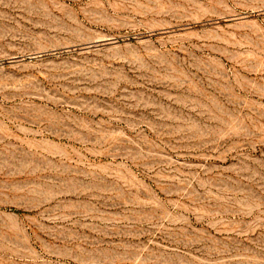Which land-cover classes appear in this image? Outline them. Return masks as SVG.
I'll return each instance as SVG.
<instances>
[{
	"label": "rangeland",
	"instance_id": "1",
	"mask_svg": "<svg viewBox=\"0 0 264 264\" xmlns=\"http://www.w3.org/2000/svg\"><path fill=\"white\" fill-rule=\"evenodd\" d=\"M0 264H264V0H0Z\"/></svg>",
	"mask_w": 264,
	"mask_h": 264
}]
</instances>
